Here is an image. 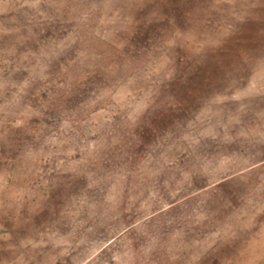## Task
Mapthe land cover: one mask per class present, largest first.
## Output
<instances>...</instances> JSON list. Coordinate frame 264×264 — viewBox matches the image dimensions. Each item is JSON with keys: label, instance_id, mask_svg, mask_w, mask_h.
Returning <instances> with one entry per match:
<instances>
[{"label": "rangeland", "instance_id": "1", "mask_svg": "<svg viewBox=\"0 0 264 264\" xmlns=\"http://www.w3.org/2000/svg\"><path fill=\"white\" fill-rule=\"evenodd\" d=\"M0 264H264V0H0Z\"/></svg>", "mask_w": 264, "mask_h": 264}]
</instances>
